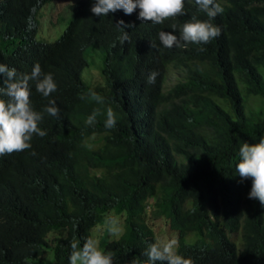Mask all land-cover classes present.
<instances>
[{
	"label": "trees",
	"instance_id": "obj_1",
	"mask_svg": "<svg viewBox=\"0 0 264 264\" xmlns=\"http://www.w3.org/2000/svg\"><path fill=\"white\" fill-rule=\"evenodd\" d=\"M52 2L0 0V64L31 74L39 63L57 90L45 98L30 82L32 105L43 112L53 99L60 109L59 117L43 113L47 135L34 136L30 149L0 156V264H34L48 250L54 264H69L72 243L82 247L98 224L124 213L126 233L107 234L98 247L115 254L114 264H143V250L130 249L150 236L152 198L154 218L177 231L183 257L264 264V207L235 171L242 144L264 137V0H216L222 34L171 49L160 31L178 35L191 18L206 19L194 0L185 16L158 25L140 20L139 9L97 16L95 0H77L61 37L38 40L36 10ZM119 20L133 25L123 44ZM92 51L102 55L96 85L83 77ZM152 71L159 75L148 84ZM109 107L118 116L112 129L104 127Z\"/></svg>",
	"mask_w": 264,
	"mask_h": 264
},
{
	"label": "clouds",
	"instance_id": "obj_2",
	"mask_svg": "<svg viewBox=\"0 0 264 264\" xmlns=\"http://www.w3.org/2000/svg\"><path fill=\"white\" fill-rule=\"evenodd\" d=\"M74 2L69 0L68 5ZM194 2L199 10L206 15V19L191 18L181 26L178 35H173L172 32L160 31L158 37L163 47L171 49L173 47L183 48L189 43L207 44L222 34V28L215 24L214 20L219 14L224 12V8L216 0H194ZM52 3L61 5L63 0H54ZM185 6L186 0H95L91 12L97 16H107L109 13L123 10L125 15H131L135 10L139 9L138 18L140 20L158 25L169 18L185 16L187 14ZM65 13L69 14L68 10ZM67 14L63 15L66 17ZM59 15L60 13L57 12V16L51 20L52 24L59 22L62 14ZM34 25L36 27V23ZM115 27L121 32V43L127 42L130 37L125 29L131 28L133 25L125 24L123 20H119ZM173 31H175V25L173 26ZM151 46L153 48L156 47L155 44ZM158 75L159 73L156 71L150 72L147 77V83L155 84ZM0 76L3 77L2 85H0V156L4 157V154L30 149L34 136L45 137L47 132L39 127L44 119L43 113L46 112L50 116L59 117L60 109L53 99H49L48 106L44 108L43 112L36 111L32 105L30 99L32 85L30 82H34L36 92L45 98L57 90L53 74L45 73L39 63L34 65L31 74H19L15 68L0 64ZM91 95L97 103H104L103 98L99 94L93 92ZM4 97L7 99H4ZM99 114V110L93 111L87 118L86 124L89 126L93 125ZM117 120L118 116L113 109L111 107L107 108L104 127L106 129L114 128ZM32 155L35 156L36 153L32 152ZM239 156L240 160L236 165L235 171L241 181L249 178L252 181L248 198L258 200L261 206L264 207V137L258 143L250 144L244 142L239 149ZM154 201L155 198L150 200V208L148 209L149 213L146 220L150 236L144 244L130 250H143L142 254L147 258L142 261L143 264H195L190 257L185 258L180 255L178 233L171 228L164 218L160 219L167 222L168 232L172 235L162 239L163 243L158 242L153 230V223H150L151 219H156L153 216L152 209ZM124 214L121 216L119 224L116 219H110L108 221V230L105 227L96 228L103 229V231L106 230L105 235H114V238H110L111 240L119 239L127 231L128 224H125L127 215L125 214V220H123ZM121 227L123 232H121ZM119 234L121 237H115V235ZM101 239L88 238L82 247L72 243L69 264H114L115 254L111 251L105 252L98 247ZM195 239V236L188 237L187 244H192ZM189 240L191 241L189 242ZM49 242L53 244V237H50ZM49 252L48 250L45 255ZM131 264H136V261L133 260Z\"/></svg>",
	"mask_w": 264,
	"mask_h": 264
},
{
	"label": "rangeland",
	"instance_id": "obj_3",
	"mask_svg": "<svg viewBox=\"0 0 264 264\" xmlns=\"http://www.w3.org/2000/svg\"><path fill=\"white\" fill-rule=\"evenodd\" d=\"M77 1V0H73ZM69 3V0H63V3L61 5H56L53 3H49L45 5L40 10H36V19L34 24L36 23V28L38 30L37 33V39L42 40L46 39L50 42L56 41L61 37V35L64 33L66 27L68 26V22L70 21L71 15L65 13V8L67 7ZM54 9V10H53ZM57 12L60 13V18L58 23H51V20L55 16H57ZM63 14H67L66 17ZM65 17V19H64ZM90 63L92 66L85 70L83 77L85 78L88 83L96 85L102 81L101 77V67H102V55L100 52H93L90 56ZM174 83V78L171 76V80L168 83V86H172ZM116 220L118 221V224L121 221V215L117 216ZM123 220H125V214L123 217ZM150 223H153V230L157 236L158 242L163 243L162 239H164L166 236L172 235L168 232V224L163 219H151ZM125 224H127L125 222ZM97 227H105L106 230H108V223L101 222L98 224ZM123 232V228L121 227ZM95 230V231H94ZM92 231V236L94 239L98 240L100 238H103L106 234V230L103 231V229L95 228ZM110 238H114V235L110 234ZM115 237L119 238L121 237L119 235H115ZM191 240H189L190 242ZM34 264H53V253L49 252L44 257L39 258L37 260H34Z\"/></svg>",
	"mask_w": 264,
	"mask_h": 264
}]
</instances>
